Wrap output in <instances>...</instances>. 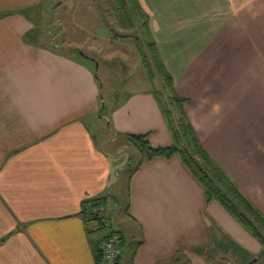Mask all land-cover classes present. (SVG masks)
Returning <instances> with one entry per match:
<instances>
[{"label": "crops", "instance_id": "crops-1", "mask_svg": "<svg viewBox=\"0 0 264 264\" xmlns=\"http://www.w3.org/2000/svg\"><path fill=\"white\" fill-rule=\"evenodd\" d=\"M132 3L141 28L127 26L149 33L203 147L264 215V0ZM42 4L0 0V264H99L111 228H89L86 202H119L129 134L158 147L173 133L149 78L106 98L97 58L38 30ZM123 210L110 215L118 264H249L263 251L178 154L132 172Z\"/></svg>", "mask_w": 264, "mask_h": 264}, {"label": "rangeland", "instance_id": "rangeland-1", "mask_svg": "<svg viewBox=\"0 0 264 264\" xmlns=\"http://www.w3.org/2000/svg\"><path fill=\"white\" fill-rule=\"evenodd\" d=\"M125 1L126 7L120 8L119 4ZM42 2L44 19L39 16L38 30L41 33L46 32L47 40L51 39L53 45L73 46V43L79 42L87 54L96 57L98 63L100 62L98 75L101 82H104L106 98L111 85L114 89L121 90L122 84L130 80L135 82L133 87L136 89L143 87L146 78H149V82L151 80L154 88L158 89L159 95L162 94L160 97L164 99L165 106L170 110L174 109L170 92L167 90L169 87L166 88L163 80L164 66L160 67L154 62L151 48L148 46L152 38L141 31V23L136 17L137 10L134 9L132 0H42ZM134 21L140 27L138 31L129 27L130 25L136 27ZM139 50L146 56L148 66L145 65L143 54ZM249 110V105L246 104V111ZM139 156L134 145L129 143L127 149L117 159V163H122V168L116 172L114 182L115 185H119V204L114 202L110 208L106 205L102 212V215L108 218V226L111 228L116 227L115 222L118 223V217L112 218L111 213L116 212L119 215L128 202L129 179L140 160ZM212 157L219 163L217 158ZM88 225L92 228L96 223L89 222ZM258 263H264V257Z\"/></svg>", "mask_w": 264, "mask_h": 264}, {"label": "trees", "instance_id": "trees-1", "mask_svg": "<svg viewBox=\"0 0 264 264\" xmlns=\"http://www.w3.org/2000/svg\"><path fill=\"white\" fill-rule=\"evenodd\" d=\"M132 5L134 9H136V5ZM119 6L120 8H125L126 1L120 3ZM143 25L146 24L143 23ZM147 35L150 37L149 33H147ZM148 46L151 48V54L154 58L155 64L157 62L160 67H163L155 43L151 41L149 42ZM139 49H141V47H139ZM142 56L144 63H146L145 65L148 66L146 56L144 54ZM164 73L165 76H163V80L166 83V88L167 86L169 87L167 90L170 92V99L173 103L174 109H168L164 104L165 102L163 98L162 106L164 109V114L173 133L174 143L170 146L155 147L151 144L147 134H129L128 139L130 143L134 145L138 151V154L140 155V160L134 168V171L138 169L139 166L146 160H151L158 156L171 158L176 154L180 155L190 171L204 186L207 198L210 200H218L261 243L263 251L259 258L260 260L264 257L263 213L256 207V205H254L241 193L237 184L226 173L224 168L218 162H216L215 159L202 146L197 136L196 130L188 119L184 110V103L187 101V99L179 97L176 94L173 89L172 76L165 68ZM109 200L110 198L103 197L87 201L84 207L86 223H97L98 228L103 229L105 227L104 225L106 217L102 215V212H104L106 209V205ZM89 231L92 232L91 230ZM105 239H116L121 248L125 244V238L122 235L121 230L116 227L111 228V232L105 236L101 242L97 243L95 253L98 263L102 260L101 244ZM121 257L122 255L120 258ZM119 260L117 264L119 263Z\"/></svg>", "mask_w": 264, "mask_h": 264}, {"label": "built area", "instance_id": "built-area-1", "mask_svg": "<svg viewBox=\"0 0 264 264\" xmlns=\"http://www.w3.org/2000/svg\"><path fill=\"white\" fill-rule=\"evenodd\" d=\"M101 251L102 260L99 262V264H117L120 256L122 255V248L117 243L116 239H105L101 244ZM226 264L234 263L228 261Z\"/></svg>", "mask_w": 264, "mask_h": 264}, {"label": "water", "instance_id": "water-1", "mask_svg": "<svg viewBox=\"0 0 264 264\" xmlns=\"http://www.w3.org/2000/svg\"><path fill=\"white\" fill-rule=\"evenodd\" d=\"M259 258H254L249 264H255Z\"/></svg>", "mask_w": 264, "mask_h": 264}]
</instances>
